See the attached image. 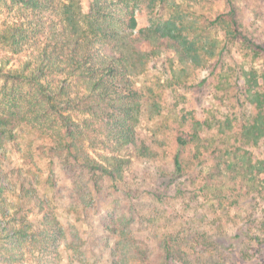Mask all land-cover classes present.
Masks as SVG:
<instances>
[{
	"label": "trees",
	"instance_id": "1",
	"mask_svg": "<svg viewBox=\"0 0 264 264\" xmlns=\"http://www.w3.org/2000/svg\"><path fill=\"white\" fill-rule=\"evenodd\" d=\"M206 1L0 0V264H62L61 246L74 248L38 189L25 184L18 189L4 170L5 144L16 131L26 127L47 140L49 150L71 167L76 180L86 172L96 187L103 179L122 184L133 174L134 159L159 157L137 132L144 114L150 120L162 115L154 89L138 85L159 58L174 55L179 67L171 68L172 76L181 84L198 70L228 81L222 59L225 40H242L256 57L264 56V45L246 35L235 3L227 0L228 12L210 20L193 10ZM142 11L149 15V25L138 30L137 14ZM234 83L247 102L241 126L235 130L237 115H195L189 129L180 124L175 130L173 165L176 178L182 179L194 176L192 160L200 162L199 192L206 207L219 205L223 216L230 215L231 204L242 205L238 200L245 191L254 194L244 226L264 235V210L259 206L264 203V157L243 149L264 144V74L244 70ZM193 148L196 154L185 158ZM208 161L211 165L206 166ZM24 206L38 210L39 228ZM209 213L197 221L207 227L201 242L190 244L187 236L171 231L153 248L125 233L111 264H201L196 247L208 243L209 233L225 231L223 219L209 221ZM255 264L264 261L258 258Z\"/></svg>",
	"mask_w": 264,
	"mask_h": 264
},
{
	"label": "rangeland",
	"instance_id": "2",
	"mask_svg": "<svg viewBox=\"0 0 264 264\" xmlns=\"http://www.w3.org/2000/svg\"><path fill=\"white\" fill-rule=\"evenodd\" d=\"M231 1L240 9L239 20L244 23L246 35L264 45V0ZM193 10L213 20L216 15L228 12L229 4L227 0H209L202 5L197 4ZM137 20L138 30L149 25V15L145 11L137 14ZM225 45L222 59L228 77L226 82L223 78L211 76L210 70H198L185 82L175 83L172 69L177 70L179 65L173 54L159 58L154 67L138 79L139 87L154 89L163 108L162 115L152 120L144 114L137 130L140 141L150 145L159 157L154 160L134 159L133 174L125 183L115 185L103 179L96 187L86 172L76 180L71 167L49 150V142L29 128L19 129L7 141L3 167L10 181L18 189L21 184L36 187L41 197L55 209L68 234V244H74V248L65 243L61 246L62 264H111L114 249L125 233H133L139 241L153 248L158 247L163 233L171 231L187 236L190 244L193 240L201 242L207 227H202L197 221L207 211L211 212L209 221L218 217L223 219L225 231L209 233L208 243L196 247V253L202 257L201 264H255L258 258L264 261V235L255 231L254 226L250 231L244 226L246 219L243 216L249 213L247 206L254 194L245 191L246 196L241 195L238 200L242 205L231 204L228 206L230 215L223 216L219 205L207 208V201L199 192L203 185L196 179V171L200 173L203 169L200 162L192 160L195 177L182 179L176 178L173 165L177 152L175 130L181 128L180 124H186L189 129L188 124L191 125L195 115L202 117L213 112L222 118L237 115L240 119L236 130L241 126L242 115L246 114V105L243 107V104L247 102L237 90L234 78L244 70L254 69L264 74V56L256 57L242 40H225ZM212 140L210 137V142ZM262 145L260 149L248 146H243V149L264 157ZM190 151L185 158L191 159L196 154L195 148ZM238 154H243V151ZM209 165L210 161L206 166ZM194 179L195 184L191 181ZM237 185L235 193L239 195L242 184L238 182ZM178 188L184 192L183 197L178 195ZM262 199L264 202V197L261 202ZM12 201L16 209L19 200L15 197ZM259 206L264 210V203ZM29 208L24 206V212L28 213L30 222L37 229L42 217L36 208L32 211ZM259 211H255L257 224ZM190 228L193 231L191 235L182 233Z\"/></svg>",
	"mask_w": 264,
	"mask_h": 264
}]
</instances>
